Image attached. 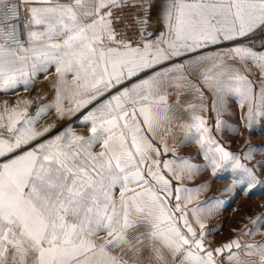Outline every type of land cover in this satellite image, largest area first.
I'll list each match as a JSON object with an SVG mask.
<instances>
[{
    "label": "snow or ice",
    "instance_id": "1",
    "mask_svg": "<svg viewBox=\"0 0 264 264\" xmlns=\"http://www.w3.org/2000/svg\"><path fill=\"white\" fill-rule=\"evenodd\" d=\"M0 9V264H264V203L201 199L264 192V0Z\"/></svg>",
    "mask_w": 264,
    "mask_h": 264
},
{
    "label": "rangeland",
    "instance_id": "2",
    "mask_svg": "<svg viewBox=\"0 0 264 264\" xmlns=\"http://www.w3.org/2000/svg\"><path fill=\"white\" fill-rule=\"evenodd\" d=\"M47 81L43 79V77L40 78V80L37 82V88L38 92L36 93L39 97H44L45 95H48V88H47ZM17 95L20 97L26 96L27 93L24 92V90L21 88L19 89L18 93L12 94L9 96H4L0 95V101L4 99H9L11 101H15L17 98ZM239 108L235 106V104H231L230 110L235 112V116H228L229 119H236L235 123H239ZM232 120L231 122L233 123ZM77 128V131H83L78 125H74ZM261 133H264V123L257 122L252 134L253 142L256 143L264 136L261 135ZM242 139V138H241ZM239 146V140L237 142L232 144V149L235 150ZM193 145H190L185 148L184 151H192L193 150ZM259 159V157H257ZM198 163L202 162V160H197ZM220 175H223L221 173ZM211 173H204L202 176L197 177L195 181H187L186 183L188 184H193L199 182L201 179H210ZM231 181L229 179H223V178H218V179H210V184L208 187V190L202 193L201 199H206L208 197L212 196H217L218 199L224 200L226 207L222 211L221 215L216 219L212 221V224L218 223V221H223L224 222V229L221 233H218L216 235L217 241L223 240L227 238L231 233H230V228L233 226L238 227L239 224L241 223V217H242V212L245 210H249V214H254L256 211L259 210L260 206L262 203H264V192H261L259 189L256 191L255 195H253L250 198H245L243 194H240L237 196L235 199H232V193L228 191L221 192L219 191L220 189L224 188L227 184H229ZM230 204L231 206L228 207L227 205ZM234 209H240L241 211H234ZM258 238V237H257Z\"/></svg>",
    "mask_w": 264,
    "mask_h": 264
},
{
    "label": "crops",
    "instance_id": "3",
    "mask_svg": "<svg viewBox=\"0 0 264 264\" xmlns=\"http://www.w3.org/2000/svg\"><path fill=\"white\" fill-rule=\"evenodd\" d=\"M239 110V109H238ZM227 119H229V117L227 116L226 117ZM230 120V119H229ZM232 120H234V119H231V121ZM236 120V119H235ZM235 120L233 121V123H235ZM237 121V120H236ZM194 147H193V150L192 151H184L185 150V148L181 151V155H185V156H187V155H190L191 153H193L194 151H195V149H196V146L194 145V144H192ZM197 160H202V158H200V157H198L197 158ZM197 160H196V162H197Z\"/></svg>",
    "mask_w": 264,
    "mask_h": 264
},
{
    "label": "built area",
    "instance_id": "4",
    "mask_svg": "<svg viewBox=\"0 0 264 264\" xmlns=\"http://www.w3.org/2000/svg\"><path fill=\"white\" fill-rule=\"evenodd\" d=\"M10 2H14V0H10ZM0 15H2V9H0Z\"/></svg>",
    "mask_w": 264,
    "mask_h": 264
}]
</instances>
